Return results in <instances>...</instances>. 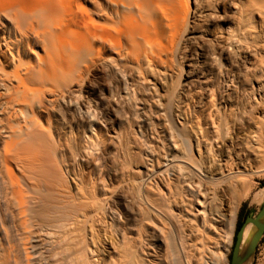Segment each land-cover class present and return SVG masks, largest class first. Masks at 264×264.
I'll return each instance as SVG.
<instances>
[{
  "label": "bare ground",
  "instance_id": "1",
  "mask_svg": "<svg viewBox=\"0 0 264 264\" xmlns=\"http://www.w3.org/2000/svg\"><path fill=\"white\" fill-rule=\"evenodd\" d=\"M263 146L264 0H0V264H228Z\"/></svg>",
  "mask_w": 264,
  "mask_h": 264
},
{
  "label": "rangeland",
  "instance_id": "2",
  "mask_svg": "<svg viewBox=\"0 0 264 264\" xmlns=\"http://www.w3.org/2000/svg\"><path fill=\"white\" fill-rule=\"evenodd\" d=\"M263 158H264V146L262 150H259L256 160L253 163V168H252L253 174L251 172V174H247L246 177H244L245 181L247 180L246 183H248V184H245L244 187H247V186L248 187L245 188L246 190L243 188L242 191H240L243 197H241L239 201L236 222L238 219L239 210L242 206L244 207V213H248V212L256 213L261 208L262 204L264 203V193H260L258 196H256L257 198L254 197L255 193L261 191L262 188L264 189V169H263L264 159ZM234 239H235V230L232 235V243L226 253L228 264H230L231 251H232ZM193 247H192V253L194 254L193 256L196 257L198 256V251L196 250V248H193ZM58 251H60L59 248L55 249L52 252L57 253ZM162 254H163L164 259L167 258L166 259L167 263L170 264L171 258H170L169 253L167 251H164L162 252ZM210 264H214V262ZM251 264H264V235L258 242L257 247L251 257Z\"/></svg>",
  "mask_w": 264,
  "mask_h": 264
},
{
  "label": "water",
  "instance_id": "3",
  "mask_svg": "<svg viewBox=\"0 0 264 264\" xmlns=\"http://www.w3.org/2000/svg\"><path fill=\"white\" fill-rule=\"evenodd\" d=\"M248 224L255 226V231L252 234L250 241L245 249L241 250V243L243 240L244 229ZM264 235V203L256 212H249L237 232H235V239L231 251L230 264H241L245 260L252 257L258 242Z\"/></svg>",
  "mask_w": 264,
  "mask_h": 264
},
{
  "label": "trees",
  "instance_id": "4",
  "mask_svg": "<svg viewBox=\"0 0 264 264\" xmlns=\"http://www.w3.org/2000/svg\"><path fill=\"white\" fill-rule=\"evenodd\" d=\"M248 213H244V207L243 206L240 208L239 213H238V219H237V222L235 224V232H237V230L239 229V227L241 226V224L243 222V219L245 218V216Z\"/></svg>",
  "mask_w": 264,
  "mask_h": 264
}]
</instances>
